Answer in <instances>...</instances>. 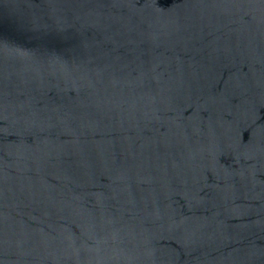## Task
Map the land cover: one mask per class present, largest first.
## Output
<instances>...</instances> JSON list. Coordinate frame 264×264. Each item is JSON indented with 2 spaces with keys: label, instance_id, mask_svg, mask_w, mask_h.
Masks as SVG:
<instances>
[{
  "label": "water",
  "instance_id": "water-1",
  "mask_svg": "<svg viewBox=\"0 0 264 264\" xmlns=\"http://www.w3.org/2000/svg\"><path fill=\"white\" fill-rule=\"evenodd\" d=\"M0 264H264V0H0Z\"/></svg>",
  "mask_w": 264,
  "mask_h": 264
}]
</instances>
